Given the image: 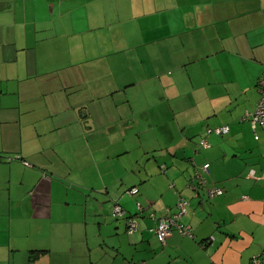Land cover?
<instances>
[{
	"label": "crops",
	"instance_id": "obj_1",
	"mask_svg": "<svg viewBox=\"0 0 264 264\" xmlns=\"http://www.w3.org/2000/svg\"><path fill=\"white\" fill-rule=\"evenodd\" d=\"M258 59L264 0H0V264H264V127L198 147Z\"/></svg>",
	"mask_w": 264,
	"mask_h": 264
},
{
	"label": "built area",
	"instance_id": "obj_2",
	"mask_svg": "<svg viewBox=\"0 0 264 264\" xmlns=\"http://www.w3.org/2000/svg\"><path fill=\"white\" fill-rule=\"evenodd\" d=\"M258 89L260 93L259 101L256 105L255 111L253 114L246 113L245 116L250 118L252 128L255 129L256 125H261L264 127V71H262L261 75L258 79ZM229 132L228 126H218V127H207L204 131V136L199 140L198 147L199 148H209L210 144L208 142V138L211 136H222L226 135ZM165 172V171H164ZM209 172V164L205 163L200 167L195 168L191 178L186 183V188L193 191L195 194L199 192L201 188L205 189V193L207 198L212 199L216 196H220L223 194V190L219 187L215 186H207V179L206 175ZM173 187V184L170 185ZM130 195H136L138 193L137 188H131L128 190ZM137 209L139 211L143 210L142 205L137 202L136 203ZM188 206V200L179 195L177 203H176V212L170 213V210L167 209L166 213L156 218L154 214L150 216L155 219V225L151 228V232L155 234L157 239L164 243L166 238L170 236L173 230H177L179 234L182 236L192 237V232L189 226L182 223L181 218L186 214ZM112 214L115 217H123L125 212L123 208L118 204L114 203L112 208ZM126 228L128 233H133L136 231V223L134 217H128L126 219ZM253 264H259L260 261L257 257L252 259Z\"/></svg>",
	"mask_w": 264,
	"mask_h": 264
},
{
	"label": "rangeland",
	"instance_id": "obj_3",
	"mask_svg": "<svg viewBox=\"0 0 264 264\" xmlns=\"http://www.w3.org/2000/svg\"><path fill=\"white\" fill-rule=\"evenodd\" d=\"M260 56L261 55H258V57ZM256 61H258L259 64L264 65V62L261 60L258 59ZM262 70H264V66H261L260 68L256 63L245 64V66L239 71V82L236 83L237 85L235 84L229 88L230 93L234 96L232 97V106L228 108V110L225 109V107L230 104L229 101L226 106H221V108H219L222 109V114L220 116H212L207 119L208 122L205 124L208 125L207 127H215V125H227L229 127L230 133L219 136L220 138L226 139L228 136L233 135V133L235 134L238 131L240 134H243L250 128L251 119L247 118L245 114H253L259 101L260 93L257 85L259 78L256 79V77L262 72ZM239 87L242 90L241 92H239ZM257 126L258 128L261 127L259 124ZM195 139H198V134L193 135L192 140L196 141Z\"/></svg>",
	"mask_w": 264,
	"mask_h": 264
}]
</instances>
